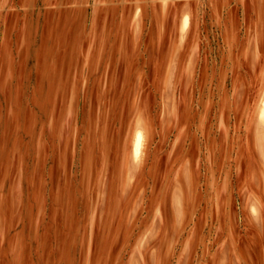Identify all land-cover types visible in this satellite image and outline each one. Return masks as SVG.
Instances as JSON below:
<instances>
[{
  "label": "rangeland",
  "instance_id": "374dc122",
  "mask_svg": "<svg viewBox=\"0 0 264 264\" xmlns=\"http://www.w3.org/2000/svg\"><path fill=\"white\" fill-rule=\"evenodd\" d=\"M27 4L0 193L20 183L41 230L55 221L39 263L71 220L82 264H264V0Z\"/></svg>",
  "mask_w": 264,
  "mask_h": 264
},
{
  "label": "crops",
  "instance_id": "0c3cea01",
  "mask_svg": "<svg viewBox=\"0 0 264 264\" xmlns=\"http://www.w3.org/2000/svg\"><path fill=\"white\" fill-rule=\"evenodd\" d=\"M27 1L28 0H0V93H7L9 89L16 90L19 85L22 84V62H19L20 64L17 65L18 61L14 56V48L17 45L18 53L21 47L25 48V36L28 33V20H30L27 18L29 12H26L25 9V6L28 8L30 7ZM258 2L261 4V0H258ZM184 3L185 1H179L178 4L183 6ZM164 4V7L167 8L168 1ZM255 5L257 9V2H255ZM31 8L33 9V6H31ZM244 10L246 12V8ZM190 17V11H185V9L181 7V11L177 18V30L180 32V35L181 32L183 33L181 35V41L183 40L184 32L187 33L190 26ZM186 18L188 19V23L185 25ZM244 22L249 25V28L252 26L253 29L254 26L250 22V19L248 20V18H246ZM256 24L257 21H255V25ZM258 24L262 26L261 31L263 35V39H261V41L258 39V41L262 42V46L264 47V15L258 18ZM12 60L14 61L12 62ZM11 63H14V65ZM138 132L142 133L143 139L139 154L136 156L134 153V145ZM144 137L145 134L142 130L137 131L134 135L132 151L134 159L136 160L143 151ZM22 192L21 184L16 182L9 185L6 184L0 193V264H40L41 235L45 233V231H48L49 237H51L52 234L54 237L56 231V223L52 218L49 220V228L44 229L45 226L43 225L44 227L41 230L40 224L42 218H39L38 209L33 203L25 201ZM63 226L64 229L60 227L58 231L59 234L62 235L63 241L56 242V245L54 243L51 244V246L48 244L50 247L48 251L49 256L54 264H56L57 256H63V262L59 264H82V245L78 250H75V258L73 259V247L70 241L73 236L72 221L70 220L64 223ZM80 229L82 228L80 227ZM84 248L85 246L83 245V259L86 253Z\"/></svg>",
  "mask_w": 264,
  "mask_h": 264
},
{
  "label": "bare ground",
  "instance_id": "6f19581e",
  "mask_svg": "<svg viewBox=\"0 0 264 264\" xmlns=\"http://www.w3.org/2000/svg\"><path fill=\"white\" fill-rule=\"evenodd\" d=\"M187 21H188V19L186 18L185 19V24H186ZM258 115H259V118L262 120V122H264V102H262V104L260 106L259 114ZM142 139H143L142 133L141 132H138L137 135H136V138H135V145H134V149H136V152L138 151V154H139V151H140Z\"/></svg>",
  "mask_w": 264,
  "mask_h": 264
}]
</instances>
